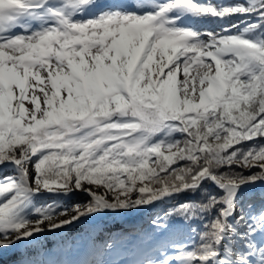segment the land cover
<instances>
[{"label": "snow or ice", "instance_id": "obj_1", "mask_svg": "<svg viewBox=\"0 0 264 264\" xmlns=\"http://www.w3.org/2000/svg\"><path fill=\"white\" fill-rule=\"evenodd\" d=\"M0 169V250L201 192L152 221L198 241L146 264H264V207L239 204L264 184V0H0Z\"/></svg>", "mask_w": 264, "mask_h": 264}, {"label": "bare ground", "instance_id": "obj_2", "mask_svg": "<svg viewBox=\"0 0 264 264\" xmlns=\"http://www.w3.org/2000/svg\"><path fill=\"white\" fill-rule=\"evenodd\" d=\"M219 23L218 21L210 19H196L192 22V27L199 25L211 27ZM45 196L46 194L36 198L43 199ZM85 199L89 200V197L85 195L77 196L75 194L74 204H84L81 202ZM118 213L121 214V211L113 212L112 215L105 211L95 214L93 217L82 218L74 225L38 236L30 245L20 244L16 247L0 250V264H72L74 262L72 257H67V252H63V247L69 243L71 235L77 231L78 228L86 226L89 223L103 222L107 217L113 216L114 214V216H117L119 215ZM94 229L97 231L99 230L98 227Z\"/></svg>", "mask_w": 264, "mask_h": 264}, {"label": "trees", "instance_id": "obj_3", "mask_svg": "<svg viewBox=\"0 0 264 264\" xmlns=\"http://www.w3.org/2000/svg\"><path fill=\"white\" fill-rule=\"evenodd\" d=\"M221 171H224V169H221ZM205 188L209 192H215V189L212 188L211 185H205ZM202 199H204V196L201 192H197L195 194L193 193H184L181 195H178L175 201L164 203L160 205V207L155 208L153 211V217L151 221L148 218V211H141L137 214H135V217H132L131 221H143L144 229L148 230L147 234L152 235V233L155 235L160 229L156 228L152 221L154 219L163 220L166 216V213H168L170 210L178 207L182 203L186 202H199ZM239 204L242 205L246 210L248 205H254L253 210L259 211L260 208L264 207V187L262 189H254L253 191H250L249 193H245L243 197L240 199ZM167 223L169 225L167 229V235L170 237L171 241L176 244L180 238V235L183 234L185 231L189 237H194L197 241L199 239L198 235H195L191 232L192 228H196L197 232L203 231V222L199 220H193V221H184L181 217L178 216H171L167 217ZM183 230V231H182Z\"/></svg>", "mask_w": 264, "mask_h": 264}, {"label": "rangeland", "instance_id": "obj_4", "mask_svg": "<svg viewBox=\"0 0 264 264\" xmlns=\"http://www.w3.org/2000/svg\"><path fill=\"white\" fill-rule=\"evenodd\" d=\"M128 1V0H127ZM131 3L136 4L135 2H133L132 0H129ZM200 2H207V0H200ZM213 3H224V4H236V3H244L241 0H212ZM138 3H142V2H138ZM191 20H196L195 18H191ZM220 26L219 24L213 25L211 27H207V26H196L199 29H204V28H217ZM5 174H11V170H4V169H0V178H2ZM264 187V184H256V185H252V186H248L245 187L243 189H241L240 192V198L245 194V193H249L250 191H253L254 189H262ZM77 196H84L82 193H73L69 196H54V195H46L43 199H37L36 197L33 200V208L32 210H34L35 207H40L46 204H51V203H60L63 204L65 206L71 207V206H75L74 204V195ZM181 195V194H179ZM86 196V195H85ZM178 195H174L171 198H165L164 201H158V202H154L152 205L149 206H143L141 208L138 209H134V210H120L121 214L117 215V216H110L107 217L103 222H98V223H89L86 226H83L81 228H78L77 231H75L72 235L71 238L69 239V243L65 246V249L67 253L70 254V251L72 250L73 247V240H74V235L76 234H82L86 231H91L93 230L95 227H98V229L100 231H113L115 229L121 228V227H126V224H135L136 222H138V220L136 221H131L132 217H135V214L141 212V211H148L147 214H153V211L155 208L160 207V205L164 204V203H168V202H172L176 200ZM88 200L85 199L83 202L81 203H87ZM108 214L112 215L113 212L112 211H107ZM34 218V217H33ZM93 232V231H91ZM66 255L68 256L69 254ZM97 258V255H93V259Z\"/></svg>", "mask_w": 264, "mask_h": 264}]
</instances>
